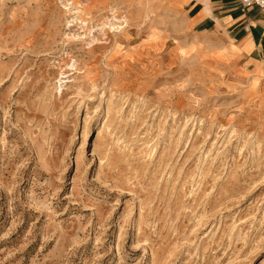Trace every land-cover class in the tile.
<instances>
[{
    "label": "rangeland",
    "instance_id": "obj_1",
    "mask_svg": "<svg viewBox=\"0 0 264 264\" xmlns=\"http://www.w3.org/2000/svg\"><path fill=\"white\" fill-rule=\"evenodd\" d=\"M188 0H0V264H264V67Z\"/></svg>",
    "mask_w": 264,
    "mask_h": 264
},
{
    "label": "crops",
    "instance_id": "obj_2",
    "mask_svg": "<svg viewBox=\"0 0 264 264\" xmlns=\"http://www.w3.org/2000/svg\"><path fill=\"white\" fill-rule=\"evenodd\" d=\"M185 12L191 31L228 43L226 60L245 71L264 67V13L258 8H243L239 0H188Z\"/></svg>",
    "mask_w": 264,
    "mask_h": 264
},
{
    "label": "built area",
    "instance_id": "obj_3",
    "mask_svg": "<svg viewBox=\"0 0 264 264\" xmlns=\"http://www.w3.org/2000/svg\"><path fill=\"white\" fill-rule=\"evenodd\" d=\"M239 3L243 8H258L264 13V0H239Z\"/></svg>",
    "mask_w": 264,
    "mask_h": 264
}]
</instances>
